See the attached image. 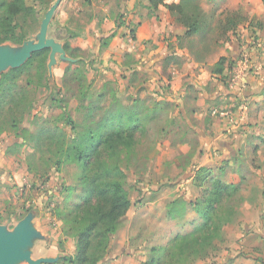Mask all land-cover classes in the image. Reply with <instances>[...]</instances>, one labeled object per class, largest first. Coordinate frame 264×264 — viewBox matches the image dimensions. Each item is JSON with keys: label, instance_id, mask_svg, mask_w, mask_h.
<instances>
[{"label": "rangeland", "instance_id": "1", "mask_svg": "<svg viewBox=\"0 0 264 264\" xmlns=\"http://www.w3.org/2000/svg\"><path fill=\"white\" fill-rule=\"evenodd\" d=\"M94 1L98 2V0ZM54 2L55 0H42L35 3L38 25L32 26L30 19L19 21L16 25L18 32L32 30L33 32L26 33V38L33 39L45 12ZM76 2L80 5L79 7L87 6L86 2H88V8L80 10V13L84 14L85 21L87 18L91 21L96 17L98 10L90 6V0H61L49 24L48 37L62 45L68 44L70 54H77V57L72 59H78L80 60L78 62L83 64L68 67L70 64L58 62L53 68L50 84H47L45 80H38L35 71L37 64L28 67L25 74L11 88L14 94H25L27 100L33 105L31 111L25 112L19 125L20 130L24 129L28 132L27 142L25 141L22 147L12 148L14 144L23 142L18 133H14L11 129L0 134V225L12 229L29 211H35V227L47 238V241L36 243L32 254L33 259L56 257L54 254L56 255L59 250L56 251L52 247H56L58 242L63 241L64 218L83 197L78 184L79 171L76 167L62 165L56 170L52 164L56 158L53 155L55 152L52 151L51 154L45 149L43 151L35 149L30 141V135L39 128L53 129L55 127L63 129L69 135H74L75 132L80 133L106 117L107 109L111 107L112 102L117 103L119 108L130 107L133 93L131 89L142 80L135 76L132 77V82H126V77L121 83L107 80V67H103L100 59L99 35L96 32L88 34L91 36L90 47L84 51L76 47L75 40L69 39L70 34L75 33L65 26L66 21H63V18L65 13L73 10V4ZM216 6L213 10H222V13L218 14L219 21L224 13L225 18L233 16L241 27L247 26L249 39L254 43L251 48L262 58L264 56L263 10L259 11L253 0H240L239 5L233 6L232 9L224 8L222 5L219 8L218 4ZM229 6L231 8V5ZM76 8L78 9L74 7V10ZM78 20L81 22V19ZM80 22H77L76 29L82 28L83 25ZM223 34L211 33L209 40L205 41V47L199 48L202 54H211L213 50L209 48V45ZM88 35L82 36L83 39L87 41ZM233 35L234 33L228 36L225 34L220 38L224 39L227 36L228 40ZM3 44L19 46L10 42ZM185 46L188 45L185 44ZM249 53H246V57L244 53L242 56L239 55V60L241 65L244 63L245 71L256 73L257 63L248 65L252 62ZM78 62L76 63L79 64ZM226 68L227 74L224 77L216 75L215 80L227 83L233 89L231 78L237 71L243 73V69L235 70L230 64L226 65ZM259 68L263 72V64L259 65ZM234 89L242 90L239 86H235ZM207 92L212 94L209 88ZM194 96L192 92L190 94L192 103L195 102ZM138 100L143 101L148 108L153 107L155 103H159L162 108L164 102L172 104V108L160 113L158 119L148 122V136L123 166V172L126 175L124 188L133 206L130 205L121 228L110 239L107 256L102 264H107V257L118 253L120 244L117 241L121 240L118 236L120 232L126 236L125 231L129 224L131 238L137 240V251L143 254L146 260L150 255L151 247L163 246L176 234L189 231L196 224V214L189 210L184 219L177 223L167 215V206L180 198L193 201L210 187L211 182L207 179L201 186L198 185V178L202 175L196 174L200 168L209 170L208 175L212 179L239 186V193L232 201L236 215L232 222L224 227L222 240L216 243V251L210 258L201 262L264 264L263 146H257L259 153L255 150L242 160H234L228 153L224 157L217 158L216 151H205L203 144L206 138L211 139L212 142V136H207L197 127L200 121L195 117L189 115V118L185 120L178 111L177 102L155 97L138 98ZM61 106L75 123L76 131H72L62 119L61 114L64 108H60ZM208 123L209 118H206L205 125L207 126ZM22 136L25 137L24 134ZM209 155L211 157L206 161L205 158ZM28 164L32 172L28 171ZM165 206L166 208L163 209ZM68 240L75 245V239L68 238L62 242L63 250ZM253 258L260 261L251 260Z\"/></svg>", "mask_w": 264, "mask_h": 264}, {"label": "trees", "instance_id": "2", "mask_svg": "<svg viewBox=\"0 0 264 264\" xmlns=\"http://www.w3.org/2000/svg\"><path fill=\"white\" fill-rule=\"evenodd\" d=\"M40 1L0 0V45L5 42L21 45L28 40L26 33L33 31L19 33L16 25L19 21L30 19L31 25L37 26L35 3ZM167 1L147 0V9L152 14L159 6L165 7L186 29L185 37L197 33L207 24L208 20L199 6L201 0H181L179 4H166ZM261 2L264 7V0ZM225 22L226 28L236 25L233 16H227ZM129 33L134 40V29L131 28ZM63 49L70 58L77 57V54H70L68 44H64ZM48 54L49 50L34 53L23 66L9 70L0 77V134L12 129L23 141L12 148L22 147L27 142L28 132L20 130L19 125L25 112L31 111L33 105L25 94H14L11 88L33 64H37L35 71L38 80L50 84L46 70ZM225 62L226 59L221 57L214 64L213 75L222 76ZM78 63L68 67L83 64ZM163 104L162 108L159 103L148 108L143 101L134 99L130 107L119 108L117 103L112 102L106 117L80 133L69 135L55 127L39 128L30 135L35 149H45L51 154L55 152L53 155L56 158L52 164L56 170L62 165H73L79 171L78 184L83 198L64 218L62 231V242L72 237L75 239L74 254H64L62 242H58V262L61 264H100L106 258L110 239L121 228L131 205L124 188L126 175L123 166L148 136V122L158 119L160 113L172 108L169 102ZM61 117L72 131H76V125L67 116L65 108ZM27 169L33 171L30 164ZM208 174L209 170L204 168H200L196 174L202 175L198 176V185L201 186L205 179L211 182L210 187L198 198L193 201L180 198L167 206V215L171 220L178 223L191 210L197 216L196 224L189 231L176 234L165 245L151 247L149 257L141 264H194L210 258L216 251V243L222 240L224 227L236 215L232 201L239 193V186L212 179Z\"/></svg>", "mask_w": 264, "mask_h": 264}, {"label": "crops", "instance_id": "3", "mask_svg": "<svg viewBox=\"0 0 264 264\" xmlns=\"http://www.w3.org/2000/svg\"><path fill=\"white\" fill-rule=\"evenodd\" d=\"M253 1L256 8L264 12L261 0ZM180 2L181 0H168L166 4ZM239 3L240 0H201L199 6L208 20L207 24L188 37H185L186 29L176 20L173 13L159 6L157 11L151 14L147 9V0H90V6L98 10L96 17L91 21L89 18L85 21L84 14L80 13V10L88 8V2L87 6L82 7L76 2L73 6L78 9L74 10L73 7L71 12L65 13L63 21H66L65 26L68 29L74 31L75 34L71 33L69 39L75 40V45L80 50L84 51L90 47L91 36L88 34L96 32L99 35L100 59L103 67H107V80L121 83L124 82V77L126 82H132L134 76L142 78L131 89V100L155 97L175 101L185 120L189 115L195 117L200 121L197 127L207 136H212V142L207 138L203 142L205 151H216L217 158L228 153L234 160H242L255 150L259 153L257 146L262 145L264 162V70L262 72L259 68L262 64L264 68V56L261 58L257 51L251 48L254 43L249 39L246 25L241 27L236 21V25L226 28L225 14L220 16L219 21L218 14L222 13V10H213L217 4L219 8L222 5L232 9ZM78 19H81V22ZM77 22L83 25L80 30L76 29ZM131 28L134 29V40L129 33ZM213 32L234 35L228 40L227 36L220 38L225 34L220 35L209 45L213 50L211 54L204 55L199 48L205 47V41L209 40ZM86 34L89 36L87 41L82 37ZM248 52L252 60L248 65L257 63L256 73L245 71L244 63L241 65L239 60V55L244 53L246 57ZM221 57L226 59L223 77L227 74L228 64L235 70L243 69V73L235 72L239 77L238 81L242 80L244 85L242 90L231 89L229 84L215 80L216 75H213L212 69ZM208 88L212 94H208ZM192 92L195 95L193 103L190 100ZM188 100L190 103H186ZM206 118H209L207 126ZM210 155L205 158L206 161ZM165 208L166 206L163 207ZM129 229L130 224L125 231L126 236L123 232L117 235L121 237V240L117 241L120 249L118 253L107 257V264H141L146 260L144 255L137 251V240L131 238ZM52 248L58 251L57 247ZM63 252L66 255L74 254V244L71 240L67 241ZM56 253L54 256L60 252ZM195 264L207 263L197 261Z\"/></svg>", "mask_w": 264, "mask_h": 264}, {"label": "water", "instance_id": "4", "mask_svg": "<svg viewBox=\"0 0 264 264\" xmlns=\"http://www.w3.org/2000/svg\"><path fill=\"white\" fill-rule=\"evenodd\" d=\"M60 2L61 0H55L45 12L33 39L26 40L19 46L0 45V77L9 70L20 68L34 53L43 50H49L46 63L49 83L53 77V68L58 62L75 64L79 61L68 57L63 45L48 37L49 24ZM34 219L35 211H29L12 229L0 225V264H56L58 262L60 255L53 258H32L36 243L47 241V238L36 229Z\"/></svg>", "mask_w": 264, "mask_h": 264}, {"label": "built area", "instance_id": "5", "mask_svg": "<svg viewBox=\"0 0 264 264\" xmlns=\"http://www.w3.org/2000/svg\"><path fill=\"white\" fill-rule=\"evenodd\" d=\"M238 80H239V77H237L236 74H235V76H232L231 82L233 84L232 85L233 86V89L235 88V86H239L241 89L243 88L244 85L241 82L242 80L240 82Z\"/></svg>", "mask_w": 264, "mask_h": 264}]
</instances>
